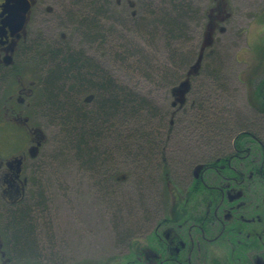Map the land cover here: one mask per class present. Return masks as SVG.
<instances>
[{"label":"rangeland","instance_id":"obj_1","mask_svg":"<svg viewBox=\"0 0 264 264\" xmlns=\"http://www.w3.org/2000/svg\"><path fill=\"white\" fill-rule=\"evenodd\" d=\"M165 1L108 0L111 8L104 25L107 28L116 23V29L128 37L130 46L140 50L144 47L155 53L157 59L164 60L167 52L163 47L162 31L148 35L146 29L140 27L143 21L154 19L152 9L168 8ZM186 1L201 11L202 18L197 15L189 21L186 38L189 44L186 42L178 49L173 41L171 49L186 56L185 46L188 50L199 48L205 41L212 44L210 51L222 62L220 87L198 71L194 73V69L176 72L173 84L162 85L163 80L154 84L116 62L114 53L122 43L120 40H110L108 45L100 47L99 44H87L75 33V27L67 18L71 0H33L24 31V37L31 45L29 57L24 56L14 68L17 73L12 69V73L0 83V162L4 163V157L11 154L22 153L26 157L22 175L27 179L26 191L31 190V181L42 177L46 211L40 227L43 237H39L38 264H141L139 261L147 250L157 257L155 264H165L167 258L179 253L184 254L191 264H245L240 257L239 263L234 258L232 263L231 247L227 243L200 241L197 246L196 242H190L191 237H198L196 229L191 232L178 230L185 216H196L191 207L206 204L202 205L204 201L199 195L187 198L178 191L185 190V185L191 183L196 166L218 155L233 153L231 145L241 126H246L264 142V113L252 106L247 81L257 65L260 50H264V0ZM168 12L174 14L169 8ZM187 19L182 20L186 23ZM106 36L107 31L104 32ZM144 38L154 45H149ZM55 45L83 50L94 58L93 63L108 70L119 84H127L150 99L161 115L157 123L158 136L154 140L157 146L147 145L144 152L137 146L128 147L114 127L111 136L97 144L98 151L95 152L101 154V159H109L106 167L101 168L99 160L96 172H89L58 156L61 147L59 128L38 113L40 108L24 92L37 86L36 80L41 77L38 65L42 60L40 64L37 60L28 64L27 60L35 52L42 54ZM181 75L182 79H179ZM8 92L13 95L11 101L5 100ZM85 96L83 93L82 98ZM199 103H206L208 108L199 107ZM210 108L215 112V119L220 118L223 124L213 126L209 119L203 118L202 113ZM12 109L18 111V121L13 119ZM22 121L26 125L20 127L18 124ZM25 127L31 133L28 136L22 133ZM37 141H40V147L31 156L28 149L35 147ZM256 142H248L251 150ZM33 165H40L38 174L32 170ZM164 168H168L169 181ZM118 173L127 175L112 180L111 177ZM165 181L170 184L173 181L177 186L168 185V197L165 193L168 182L165 184ZM257 186L252 188L254 193H264V186ZM4 189L5 185H0V193ZM254 193L248 195L252 209L257 201L264 203V197L258 195L256 198ZM181 197L188 199L184 215L178 209ZM6 206L0 200V226ZM169 227L177 240L186 239L185 246H178L175 254L171 252L175 250L176 241L165 237ZM126 232L129 235L124 238ZM0 237V264H5L4 240L1 234ZM132 240L136 242L133 252L128 247Z\"/></svg>","mask_w":264,"mask_h":264},{"label":"trees","instance_id":"obj_2","mask_svg":"<svg viewBox=\"0 0 264 264\" xmlns=\"http://www.w3.org/2000/svg\"><path fill=\"white\" fill-rule=\"evenodd\" d=\"M184 1L186 0L165 1L174 14L169 13L167 7L165 10L163 8H157V11L152 9L151 13L154 15V19L147 22L143 21L140 27L142 30L146 29L148 35L158 34L162 31L163 47L167 52V58L164 60L157 59L154 56L155 53H150L144 47L140 50L130 46L128 37L116 29V23L110 27H105L104 19L108 20L107 11L109 12L111 8L108 0H71V8L67 11V18L70 24L75 27V33L79 34L87 44H99L101 47L104 44L108 45L110 40H120L122 43L114 53L116 62H121L126 68L136 71L137 74L154 84L158 80H163L160 83L162 85L173 84L179 71L186 72L185 69H194L196 70L194 73L198 71L199 74L204 75L205 78L220 87L218 82L221 80L222 62L221 59L218 60L215 57L213 51H210L212 44L205 43L200 46L201 48L188 50L185 49V46L187 59L186 56H180L171 49L172 44L175 43H171L173 41H176L178 49L183 44L186 45L190 28L189 21L197 15L202 18L200 10ZM76 7L83 10H78ZM187 12L190 13L189 16ZM186 17L188 21L185 23L182 19ZM157 29L159 30L157 31ZM105 31H107L106 37H104ZM116 33L117 35L114 37ZM146 41L149 45H154L152 41ZM30 51L31 45L27 41L21 51L19 62L24 56L28 55L29 57ZM260 51L262 53L258 54L259 56L256 58L257 65L247 81L252 106L264 113V99H262L264 97V50ZM93 59L83 50H74L67 45H55L45 49L42 54L35 52L27 60L28 64L29 62L33 64L35 60L40 64V60H42V64L38 65L41 75L36 80L38 85L32 87L26 94L30 95L37 108H40L38 113L47 118L50 124L59 128L61 147L58 148V156L71 160L78 167L89 172H96V164L99 160L101 168L108 164L109 159L104 160L103 157L101 159V154L96 155L95 152L98 151L97 144L105 142L111 136L113 133L111 128H116L117 131L115 132L122 136L124 145L128 147L137 146L141 152H144L145 146L154 144V140L158 136L156 131L159 125L157 123L158 120H161L160 112L154 109L150 99L127 84L120 83V85L108 70L102 69L104 67L101 64L99 67L93 63ZM172 69H175V72ZM181 77L182 75L179 79H182ZM83 93H86V96L82 98ZM205 105L206 103L204 105L198 104L199 107L204 108L207 107ZM207 110L202 113L204 119H209L213 126L215 123L223 124L224 121L220 118L215 119V112H212L211 108ZM238 131L239 133L231 145L233 153L218 155L205 162L206 164L196 166L191 183L185 185V190L178 191L179 194L187 198L199 195L203 196V199L215 195V198L207 202L205 206V209L211 212L215 208V201L216 199L219 200L220 194L229 193L228 190L220 191L216 186L228 185L229 178L236 175L234 166L238 167V174L244 175L250 169L253 171V176L260 177L255 171L259 172L258 169L264 154L262 142L246 126H241ZM108 132H111L110 135ZM252 141L257 142L251 150V143L248 142ZM154 146L157 145L154 144ZM148 148L151 149V147ZM102 154H104V150ZM249 159L250 161H248ZM39 166L33 165L32 170L36 174L39 173ZM167 171L168 168H164V175L169 181ZM125 175L127 174L118 173L113 175L111 179L117 180ZM222 179L227 180L225 183H221ZM168 181H165V184ZM41 182L43 183L42 177L40 180L37 177L31 181L32 188L25 193L27 196L12 204L11 207L6 206L7 208L1 214L0 234L4 240L3 254L5 259L3 260L5 264H38L39 237H43L40 227L43 225L46 211V205L43 201L45 190ZM171 182L173 186H176L173 181ZM169 184L168 182L165 185L167 197L170 195L167 188ZM187 198L181 197L178 205V209L183 215L187 210ZM0 200L6 204L3 199ZM190 209L197 212L199 207L194 206ZM126 233L124 238L129 235L128 232ZM135 244V240L129 243L128 247L132 252L135 250ZM132 252L129 251L128 253L133 254ZM155 260L157 257H153L147 250L143 254L142 262H139L141 264H155Z\"/></svg>","mask_w":264,"mask_h":264},{"label":"flooded vegetation","instance_id":"obj_3","mask_svg":"<svg viewBox=\"0 0 264 264\" xmlns=\"http://www.w3.org/2000/svg\"><path fill=\"white\" fill-rule=\"evenodd\" d=\"M7 4L5 0H0V83H3L2 81L8 77V74L12 73V69L17 67L16 64H18L21 57L23 46L25 42L27 43V39L24 37L25 27L14 33V26L7 25L5 19L7 13L4 12ZM12 4H14V1L10 0L8 6ZM24 92L27 93L28 91ZM6 99L7 101L13 100L12 93H6ZM11 113L13 119L18 121V111L12 109ZM18 125L21 127L26 124L22 121ZM22 133L25 136L31 134L27 127L23 128ZM39 145L40 141H37L35 147L28 149V154L31 156L35 154L40 147ZM261 146L264 151V142ZM14 155L5 156L4 163L0 162V185H5V189L0 193V199H3L8 207L27 196L25 194L27 192L25 186L27 179L22 176L23 163L26 157L22 153ZM258 170L259 172L256 170L255 173L260 177L253 176V171L250 169L244 175H241L238 174V167L234 166L236 175L229 178L228 185L216 186L220 191L228 190L229 193L220 194L219 200L216 199L215 208L211 212L206 210V204H203L213 200L215 195L206 198L207 200L201 196L204 201L203 206L199 207L196 216L184 217L178 230L191 232L192 229H196L198 237L196 239L191 237L190 242H196L197 246L200 241L211 242L217 240L219 243H227L231 247L232 263H234L233 258L239 263L240 257L245 264H264V203L261 204L260 201H257L256 207L252 209V201L248 200L249 193H254V190H252L254 185L264 186V154ZM226 180L222 179L221 183H225ZM254 195L256 198L258 195L264 197V193L256 194L255 192ZM190 222H194V224L190 225ZM172 233V228L169 227L165 232V237L168 240L176 241L175 250L171 252L175 254L178 246H185L186 239L177 240V237H173ZM165 262V264H191L182 253L167 258Z\"/></svg>","mask_w":264,"mask_h":264},{"label":"water","instance_id":"obj_4","mask_svg":"<svg viewBox=\"0 0 264 264\" xmlns=\"http://www.w3.org/2000/svg\"><path fill=\"white\" fill-rule=\"evenodd\" d=\"M8 4L10 0H5ZM12 1V0H11ZM14 4L6 5L4 12L7 25L14 26V33L23 29L27 22L28 12L31 7V0H13ZM4 19V20H5ZM208 43V42H207Z\"/></svg>","mask_w":264,"mask_h":264},{"label":"bare ground","instance_id":"obj_5","mask_svg":"<svg viewBox=\"0 0 264 264\" xmlns=\"http://www.w3.org/2000/svg\"><path fill=\"white\" fill-rule=\"evenodd\" d=\"M155 20H156V19H155ZM105 57H106V56H105ZM138 69H139V68H138ZM139 73H140V72H139ZM89 78H90V77H89ZM89 78H88V79H89ZM82 79H83V78H82ZM97 82H98V81H97ZM103 82H104V81H103ZM72 83H73V82H72ZM77 84H78V83H77ZM94 86H95V85H94ZM105 90H106V89H105ZM102 95H103V94H102ZM80 98H81V97H80ZM97 131H98V130H97ZM0 238H1V237H0Z\"/></svg>","mask_w":264,"mask_h":264}]
</instances>
